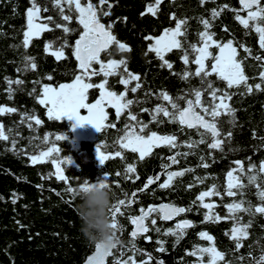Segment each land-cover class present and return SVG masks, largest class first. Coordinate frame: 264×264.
Wrapping results in <instances>:
<instances>
[{
    "label": "trees",
    "instance_id": "obj_1",
    "mask_svg": "<svg viewBox=\"0 0 264 264\" xmlns=\"http://www.w3.org/2000/svg\"><path fill=\"white\" fill-rule=\"evenodd\" d=\"M41 8H47V12L41 16H53L59 21L58 10L52 6V0H37ZM98 2V0H94ZM113 4L111 15L102 18L105 25L115 21L113 24V34L118 40L126 43L131 51L122 54L117 53L115 46L112 47L111 58L126 59L128 69L141 77L142 87L136 92L127 93L128 99L139 100L140 103L132 106V111L137 113L139 119L145 123L151 120V116L141 109H152L162 102L157 98L156 93L161 90L167 91L172 97L183 96L192 88H200L199 77L190 76L189 79H181L174 73H183L186 69L195 72L196 65L189 63L184 65L181 60L182 52L173 50L166 54V59L173 63V69L161 67L155 53L148 52L149 43L153 41L145 40V36H158L165 28L175 27V21L171 19L175 15L178 19H187V43L199 45L198 33L203 31L201 18L207 19L211 23L210 31L215 33L214 39L226 42L232 40L237 47L239 58L244 60L245 74L250 77L249 83H259L258 72L260 68L258 62L248 57L240 45H245L252 50L253 56L264 55V50L259 48V37L255 31L246 30L235 20V13L231 9H239V0H161L157 14L153 16L146 13V8L154 4V0H110ZM227 4L228 9L223 10L218 17L212 18V9L220 10L221 6ZM31 6L30 0H0V106L14 107L18 109L16 113H6L0 115V123L4 125L9 141L0 140V264H81L86 256L95 247L85 240L79 231L80 220L75 211L79 203L78 198H73L66 191L67 185L58 180L54 175L56 171L53 159L65 161L71 157V164L63 163L64 174L69 178L73 187L83 179L93 182L102 179L104 174H108L113 193L112 203L118 199H124L125 193L128 198L131 193L141 189L149 177L159 175L160 179L150 185L147 190L138 192L131 206L123 209L124 216L118 217V222L122 231L117 234L123 243L112 250L108 256L106 264H118L122 259L133 256L137 264L146 260L151 255V264L163 261V264H199L198 256H191L187 253L194 247L214 246L224 255V260H218L217 264H254L253 258L258 259L264 255V215H250L247 212L239 211L235 215L240 218V223L248 225L247 236L240 239V247H236V241L231 237V229L235 223L232 219H221L216 221H204L206 209L199 205H193L199 192L216 185L221 192L225 183L227 172L234 169V161L241 160L245 167V182L243 195L238 192V197L233 202L245 201L244 207L250 202L253 206H258L261 202L257 196L258 190L255 185H250L247 168L249 160L252 164L259 166L264 160V91H253L247 94L244 86L239 88H226L224 81L219 80L215 74L208 79L215 87L226 90L232 95L228 101L231 108L235 110L234 116L221 114L218 118V127L221 131L223 141L222 148L209 149L207 143L198 144L196 148L189 149L181 146L177 149L168 147L155 148L152 154L140 160L138 153L122 149L117 144V138L122 135V129L126 122V115L119 119L115 109L107 108L109 113L106 123L115 124V128H105L102 132L94 130L93 135L87 139L74 141V130L72 121L67 118L62 121L48 120L46 109L37 103L35 96L29 95L33 87L37 92L41 85L34 84L40 81L54 86L61 83L71 82L73 73L77 69V62L72 56L71 48H66L67 59L57 61L51 54V50L46 52V43L62 38L64 36L61 29L45 31L37 37L31 39L27 49L22 46L23 32L26 30V9ZM145 12V15H141ZM246 15V12H241ZM126 18V20L124 19ZM69 27L76 31L68 35L69 43L74 44L79 36L81 26L73 19ZM227 28L228 31H224ZM56 44L53 45L55 50ZM213 55L218 49L211 48ZM27 55L35 58L36 70L17 71L23 69V57ZM247 57V59H245ZM102 58L109 57L102 53ZM194 58V57H192ZM212 63L211 59L206 61ZM98 67V65L96 66ZM52 76V80L47 77ZM102 76L93 77V83H100ZM20 79L22 85H12L15 90L9 98L7 83L8 80ZM110 90L117 93L124 91V86L119 84L120 76L109 77ZM135 81L128 87H134ZM146 93H152L146 96ZM99 97L98 89L89 90V102L95 101ZM192 98V97H189ZM202 99L208 102L205 93ZM184 106V101H180ZM34 112L42 120V124L36 126L33 122V129L30 130L27 124H21V113ZM152 131L160 134L176 133L180 142L186 140L199 141L200 134L195 129H184L180 131L178 124L149 123ZM12 131L9 132L8 130ZM203 131V130H201ZM231 132L230 138L227 133ZM49 135L50 143L45 144L43 137ZM63 134L67 137L64 141H55V135ZM35 137V139H34ZM16 140V148L24 150L12 151L11 141ZM209 141L208 137H205ZM55 144L60 149L52 157L44 162L32 164L28 155L38 154ZM102 146V151L113 153L104 165L99 163L96 154V145ZM121 151V157H115L114 153ZM188 156H180L179 164L171 165L167 171H180L183 169H193L186 172L182 177L174 178L172 186L162 189L159 184L167 179L164 165L170 164L167 157L175 152H189ZM28 155H25L24 153ZM203 156L209 167H200ZM134 164L135 173H129L127 178L125 169L127 164ZM238 172V171H237ZM116 173L121 175L117 176ZM139 177L137 179L136 177ZM197 177L203 180L197 181ZM257 183L264 185V173L257 175ZM193 185L189 188L188 185ZM13 194L16 202L13 203ZM173 201L178 206L191 208L192 210L182 214L183 219L191 220L195 227L186 230L182 238L172 235H164L163 231L171 223L160 221L156 227L161 229L157 233L154 229L147 235H140L134 240L130 237L133 227L129 217L138 215L140 207H147L151 201L158 200ZM225 217L226 211L219 213ZM249 221L251 223L249 224ZM22 226V227H21ZM175 227V226H173ZM151 228V225H150ZM207 232L214 239L207 241L198 234ZM145 236H150L147 240ZM164 241L163 252L157 249L160 245L157 241ZM135 249V251L133 250ZM121 253H124L123 257ZM241 257L243 259H241ZM209 256L203 257V264H208Z\"/></svg>",
    "mask_w": 264,
    "mask_h": 264
},
{
    "label": "snow or ice",
    "instance_id": "obj_2",
    "mask_svg": "<svg viewBox=\"0 0 264 264\" xmlns=\"http://www.w3.org/2000/svg\"><path fill=\"white\" fill-rule=\"evenodd\" d=\"M31 6L26 9V30L23 32L22 46L27 49L30 45L33 37L39 36L45 31H53L55 29H61L64 36L62 38H56V40L46 43L45 51L51 50V54L57 61L67 59L65 55V49L71 48L72 56L77 62V69L73 73V79L69 83H61L58 86L52 84H41L40 81H34V84H40V91L37 92L36 87H33L29 95L35 96L37 103L46 109V115L48 120L62 121L67 118L70 121H74L72 129L77 126H84L90 124L95 127L96 131L102 132L105 128H115V124L106 123L108 121L109 113L106 108L115 109L116 116L119 119L122 115H126L127 119L124 124L122 135L117 138V144L122 149L130 150L132 153H138L140 160H144L152 154L155 148L168 147L169 149H177L181 146H187L189 149H194L198 144L207 143L209 149L223 150V141L219 139L221 137V131L218 127V118L221 114L234 116L235 110L231 108L228 101L232 99V95L224 89L217 88L213 82L208 78L213 74L216 77L224 81L227 89L233 87L239 88L244 86L247 94H251L253 91H264V55L253 56L252 50L245 45H240L244 52L258 62L260 71L258 72L259 83H249L250 77L245 74L244 60L239 58L237 47L234 46L232 40L226 42L214 39L215 33L211 32V23L207 19L201 18V24L204 30L198 33L199 45L187 43V19H178L173 15L171 19L175 21L174 28H165L163 33L159 36H145L144 39L148 41H154L149 43L148 52L155 53L157 59L161 61V67H166L169 70L173 69V63L166 59V54L173 50H180L182 52L181 60L184 65H188L190 62L196 65L195 72H191L186 69L179 75L181 79H189L190 76L199 77L201 80L200 88H192L188 93L183 96L172 97L167 91L161 90L156 93L157 98L165 103H158L154 108L141 109L142 112H147L151 116V120L148 123L139 119L137 113H134L131 109L134 104L140 103L139 100H133L127 98V93L131 91L136 93L141 87V77L139 74H134L128 69V62L126 59H114L111 58L113 53L112 47L115 46L117 53L130 52V47L118 40L117 36L113 34L112 28L115 21L105 25L102 23V18L111 15V8L113 4L110 0H52V6L58 10L59 21L54 19L53 16H41L42 11L47 12V8H41L37 0H30ZM204 3V0H201ZM161 4V0H154V4H150L146 8V13H150L153 16L157 14L158 6ZM240 8L231 9L235 13V20L238 21L244 29L255 31L259 37V48L264 50V0H239ZM227 4L221 6L220 10L212 9V18L215 19L220 13L228 9ZM241 12H246V15H241ZM142 12L141 15H145ZM73 19L81 26L82 30L79 31L78 39L74 44L69 43L68 35L76 29L69 27L73 22ZM126 20V18H124ZM40 21V22H37ZM224 31H228L227 28ZM56 44L55 50L53 45ZM218 49V53L213 55L210 51L211 48ZM102 53L109 57L107 60L102 58ZM194 57V58H192ZM211 59L212 63L207 64L206 61ZM247 59V57L245 58ZM23 69H17V71L36 70L37 65L35 58L25 55L23 57ZM98 65V67H96ZM120 76L119 84L124 86V91L117 93L110 90L109 77ZM102 76L100 83H93V77ZM48 80H52V76L47 77ZM135 81L134 87L129 89V85ZM9 98L15 91L12 85H22L24 82L20 79L8 80ZM99 90V98L95 102H89V90ZM208 96V102L202 99L204 94ZM152 93H146V96ZM192 97V98H189ZM180 101H184L182 107ZM82 110H86L87 114H81ZM17 108L0 106V115L6 113H16ZM178 124L180 131L186 129H195L201 136L199 141L186 140L180 142L176 133L160 134L157 131H152L149 128V123L161 124L165 122ZM33 122L36 126L42 124V120L34 112L21 113V124H27V127L32 130ZM203 130V131H201ZM9 132L12 130L9 129ZM50 134H45L43 142L45 144L50 143ZM232 133L229 131L227 137L230 138ZM205 137H208L209 141H206ZM10 137L5 132L4 125L0 123V140L9 141ZM35 139V137H34ZM67 137L63 134L55 135V141H64ZM264 140V137L261 138ZM12 151H21L22 149L16 148V140L13 138L11 141ZM60 149L53 144L51 147H47L46 150L40 151L38 154L28 155V159L32 164L44 162L45 159L53 156L54 153H58ZM96 154L101 165L112 158L113 153H106L102 151L100 144L96 145ZM192 154L189 152H175L173 155L167 157L170 162L168 165H164L167 179L159 184L162 189H167L172 186V182L176 177H182L186 172L194 171L193 169H183L180 171H167L171 165L179 164L180 156H188ZM115 157H121V151L114 153ZM200 167L207 168L209 165L204 162L205 158L200 157ZM56 171L54 175L56 178L67 185L66 191L75 197V187L72 186L69 178L64 174L62 167L63 163L71 164V157H67L65 161H59L53 159ZM236 168L227 172V186L226 194L229 197L237 195L239 192L243 195V189L245 185L240 183V177L234 175L237 171L241 174L245 173V167L242 161H234ZM136 167L134 164H127L125 169V175L131 179L127 174L135 173ZM248 180L250 185L257 187V196L260 200L258 206H253L248 203L247 207H244L245 201L233 202L227 204L225 207L228 210L229 215L227 217H221L219 214L213 212L215 208L214 203L205 202V198H211L213 196L219 197L221 193L217 190L216 185H212L207 190L201 191L193 205H199L203 209L208 211L204 214V221H216L221 219H232L235 221L231 229V237L236 241V247L239 248L240 239L247 236L248 225L240 223V218L235 215L239 211L247 212L250 215L261 214L264 215V185L257 183V175L264 173V160L257 165L252 164L249 160L247 168ZM117 176L121 175L116 173ZM139 179V177H136ZM160 179L159 175L155 177H149L147 182L141 189H138L131 193L132 198H128V194L125 193L124 199H118L115 203H112L109 209V218L111 220V227L118 231H122V228L118 222L119 216H124L123 209L131 206L137 202L135 198L138 192H143L148 189L150 185ZM198 182L202 183L203 180L199 177L196 178ZM81 188L86 190V186L92 187H107L111 188V184L108 179V174L105 173L102 179L95 182L89 179H83L78 182ZM189 188L193 185H188ZM234 189L236 191H234ZM13 203L16 202L15 194H13ZM192 209L177 206L172 203H161L158 205H148L140 207L138 215H132L129 217L133 230L130 232V237L134 240L140 235L148 233L154 229L157 233L161 232L157 225V219L163 221L174 220L181 214L191 211ZM153 214H156L154 216ZM146 221L150 222L151 228ZM251 221H249V224ZM22 227V226H21ZM195 227L194 223L188 219H180L175 223L174 228H168L163 231L164 235H172L177 238V241L182 238L187 229ZM202 239L207 241H213V237L207 232H200L198 234ZM147 240H151L150 236H145ZM160 247L157 249L160 252L165 251L164 241H157ZM115 247L114 249H116ZM113 250V249H112ZM111 251H105L99 244L95 245V251L87 258L86 264H106V258L112 254ZM135 251V249H133ZM191 256L199 257V264H203V257L205 254L209 256L208 264H217L218 260H224V255L219 252L214 246L210 247H194L192 251L187 253ZM124 253H121L123 257ZM241 259H243L241 257ZM254 264H264V255H261L258 259L253 258ZM151 255L147 256L146 260L140 261V264H151ZM118 264H137L133 256H129L127 259H122ZM157 264H163V261L157 262Z\"/></svg>",
    "mask_w": 264,
    "mask_h": 264
},
{
    "label": "clouds",
    "instance_id": "obj_3",
    "mask_svg": "<svg viewBox=\"0 0 264 264\" xmlns=\"http://www.w3.org/2000/svg\"><path fill=\"white\" fill-rule=\"evenodd\" d=\"M113 193L107 187L86 186V190L78 184L75 197L79 199L76 213L80 220L79 231L83 238L92 245L99 244L105 251H111L123 241L117 230L111 227L109 209Z\"/></svg>",
    "mask_w": 264,
    "mask_h": 264
},
{
    "label": "flooded vegetation",
    "instance_id": "obj_4",
    "mask_svg": "<svg viewBox=\"0 0 264 264\" xmlns=\"http://www.w3.org/2000/svg\"><path fill=\"white\" fill-rule=\"evenodd\" d=\"M209 142H210V140H209ZM241 161V160H240ZM234 168H236V165L234 164ZM234 175H236V176H239L240 177V183H242L243 185H244V182H245V178H244V176H245V173H243V174H241L239 171L238 172H236V173H234ZM166 180V179H165ZM226 186H227V175H226V178H225V183H224V186L222 187V190H221V195L219 196V197H217V196H213V197H211V198H205V202H210V203H214L216 206H215V208L213 209V212L214 213H216V214H219L220 212H222L223 210H225L226 211V215L228 216L229 215V213H228V210H227V208L225 207L227 204H229V203H233V200L235 199V198H237L238 197V192H237V195L236 196H233V197H229V196H227V194H226ZM204 190H207V189H204ZM204 190H202V191H204ZM253 190H257V189H253ZM234 191H236L235 189H234ZM201 192V191H200ZM199 192V193H200ZM172 203V204H175L176 205V203L175 202H173V201H168V200H165V199H163V200H158V201H151L149 204L150 205H157V204H159V203ZM208 211V210H207ZM206 212V211H205ZM236 214V213H235ZM154 216H156V214H153ZM227 216H225V217H227ZM180 219H183V217H182V214L179 216V217H177V218H175L174 220H170V221H166V222H168V223H171L173 226H175V223L177 222V220H180ZM162 222L163 223V220H160V219H157V223L158 222ZM146 223H148L149 224V226H150V222L149 221H146ZM164 224V223H163ZM173 226H167V228H174ZM145 235V234H144ZM146 235H147V233H146Z\"/></svg>",
    "mask_w": 264,
    "mask_h": 264
},
{
    "label": "rangeland",
    "instance_id": "obj_5",
    "mask_svg": "<svg viewBox=\"0 0 264 264\" xmlns=\"http://www.w3.org/2000/svg\"><path fill=\"white\" fill-rule=\"evenodd\" d=\"M37 22H40V21H37ZM174 28V27H173ZM163 33V32H162ZM161 33V34H162ZM160 34V35H161ZM159 36V35H158ZM153 43H154V41H153ZM218 53V52H217ZM69 83V82H68ZM54 86V85H53ZM56 86H58V85H56ZM55 87V86H54ZM99 98V97H98ZM97 98V99H98ZM93 102H95V101H92V102H90V103H93ZM106 111H107V108H106ZM81 114H87L86 113V110H82V113ZM74 123V121H72V124ZM94 130H96L95 129V127L94 126H92V125H90V124H85L84 126H77L75 129H74V137H76V139L74 140V141H76V142H78V141H80L81 139H84V138H87V139H89L92 135H93V133H94Z\"/></svg>",
    "mask_w": 264,
    "mask_h": 264
},
{
    "label": "water",
    "instance_id": "obj_6",
    "mask_svg": "<svg viewBox=\"0 0 264 264\" xmlns=\"http://www.w3.org/2000/svg\"><path fill=\"white\" fill-rule=\"evenodd\" d=\"M103 23V22H102ZM78 39V38H77ZM162 203V202H161ZM161 203H159V204H161ZM158 205V204H157ZM178 206V205H177ZM181 207H184V206H181ZM133 230V229H132ZM94 251H95V249L91 252V253H89L87 256H86V258L84 259V261L81 263V264H86V262H87V258L90 256V255H92L93 253H94ZM108 258V257H107ZM107 258H106V260H107Z\"/></svg>",
    "mask_w": 264,
    "mask_h": 264
}]
</instances>
